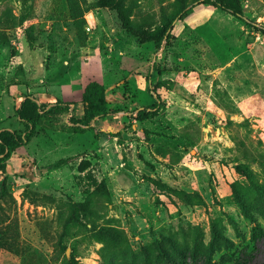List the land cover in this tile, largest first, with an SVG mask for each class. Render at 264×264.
Masks as SVG:
<instances>
[{
  "label": "rangeland",
  "instance_id": "1",
  "mask_svg": "<svg viewBox=\"0 0 264 264\" xmlns=\"http://www.w3.org/2000/svg\"><path fill=\"white\" fill-rule=\"evenodd\" d=\"M197 1L0 0V130L7 96L94 81L112 113L45 116L6 163L0 264H264V0H224L251 25L195 6L157 49Z\"/></svg>",
  "mask_w": 264,
  "mask_h": 264
},
{
  "label": "trees",
  "instance_id": "2",
  "mask_svg": "<svg viewBox=\"0 0 264 264\" xmlns=\"http://www.w3.org/2000/svg\"><path fill=\"white\" fill-rule=\"evenodd\" d=\"M207 5L215 9H218L226 14L233 16L234 18L244 21L247 24L251 25V22L245 19L244 15L231 5H229L224 0H198L189 8L182 9L178 12L176 17L169 22L167 25L162 37L157 40L156 48L160 49L163 42L168 38L169 33L174 29V23L178 21H183L189 16L191 11L195 6ZM264 32V29H261ZM26 100L23 101L20 106L15 110V116L18 119V122L23 126L24 130L22 131H9L3 130L0 131V175L5 174L7 170L6 163L11 159L12 155L19 150L20 148L26 147L31 143L36 134V129L40 124L41 120L45 116L59 114V113H69V104L60 103L49 105L46 104H37L35 101L36 98L32 96H25ZM84 118L82 122H75V125L78 127L90 128L91 122L95 119H103L111 115L112 113L109 110V106L106 99V89L99 82H90L88 83L82 93L81 101ZM158 102L155 103L153 109L157 107ZM66 107V108H65ZM48 108L46 112L44 109ZM151 108H146L141 113L150 110ZM6 196L5 193V184H0V201ZM255 232L259 237L264 238V232L258 228L255 229ZM258 236H255V239L258 240ZM248 258L253 259L249 256ZM74 262L71 261L70 264ZM246 263V262H245ZM250 261L247 262V264Z\"/></svg>",
  "mask_w": 264,
  "mask_h": 264
},
{
  "label": "crops",
  "instance_id": "3",
  "mask_svg": "<svg viewBox=\"0 0 264 264\" xmlns=\"http://www.w3.org/2000/svg\"><path fill=\"white\" fill-rule=\"evenodd\" d=\"M85 88V87H84ZM84 90V89H83ZM32 92H30V94H31ZM82 93H83V91H82ZM31 95H33V94H31ZM34 96V98H36V102L40 105V104H48L49 105V107L51 106V105H53V102H49L48 100L49 99H45V97L43 96V95H36V94H34L33 95ZM21 97H25V95L24 96H14V97H11V96H7V100H6V103H4V104H9L12 108H13V110H14V112H15V110L18 108V106H16L18 103H19V100H20V98ZM80 101H82V95H81V100ZM62 103H65V104H69V111L70 112H72V114H76V112H78V109H79V107L81 106V104L80 105H78L77 103L78 102H76V101H73V100H62L61 101ZM51 103V104H50ZM72 104H74V105H72ZM76 111V112H75ZM69 112V113H70ZM68 117V116H67ZM17 119V118H16ZM67 119V118H66ZM17 121H18V119H17ZM19 123V122H18ZM19 128H17L16 130H14V131H22V130H19V129H21V127H22V129H23V126L19 123ZM3 130H7V128H3L2 130H0V131H3Z\"/></svg>",
  "mask_w": 264,
  "mask_h": 264
},
{
  "label": "built area",
  "instance_id": "4",
  "mask_svg": "<svg viewBox=\"0 0 264 264\" xmlns=\"http://www.w3.org/2000/svg\"><path fill=\"white\" fill-rule=\"evenodd\" d=\"M25 100H26V97H21L20 100H19V103H18L16 106L19 107L20 104H21L23 101H25ZM35 102H36V101H35ZM36 103H37V102H36ZM37 104H38V103H37ZM47 110H48V108L44 109V112H46ZM71 115H72V112L69 113V115H68V117H67V120H69V118L71 117ZM67 120H66V121H67Z\"/></svg>",
  "mask_w": 264,
  "mask_h": 264
}]
</instances>
